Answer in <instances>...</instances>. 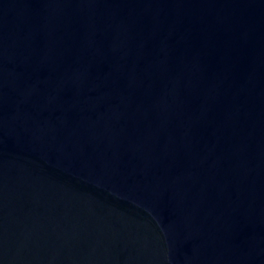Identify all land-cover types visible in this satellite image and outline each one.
Segmentation results:
<instances>
[{
  "label": "water",
  "instance_id": "obj_1",
  "mask_svg": "<svg viewBox=\"0 0 264 264\" xmlns=\"http://www.w3.org/2000/svg\"><path fill=\"white\" fill-rule=\"evenodd\" d=\"M0 264H264V0H0Z\"/></svg>",
  "mask_w": 264,
  "mask_h": 264
}]
</instances>
